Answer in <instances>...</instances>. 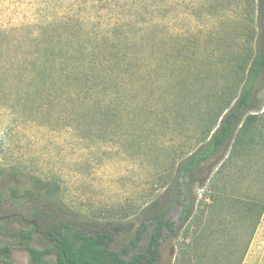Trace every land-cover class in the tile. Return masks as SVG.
Returning <instances> with one entry per match:
<instances>
[{"label": "rangeland", "instance_id": "rangeland-1", "mask_svg": "<svg viewBox=\"0 0 264 264\" xmlns=\"http://www.w3.org/2000/svg\"><path fill=\"white\" fill-rule=\"evenodd\" d=\"M258 30L257 0H0V247H11V262L28 264L29 256L8 232L33 219L26 205L15 211L23 222L13 220L8 187H30L29 176L55 184L71 210L121 226L112 248L132 238L140 212L162 197L174 164L199 141L219 91L228 89L225 99L238 92V64L253 55ZM81 57L104 72L98 100L105 86L121 94L124 86L129 101L144 107L116 119L99 115L104 104L97 111L48 99L53 90L81 92V82L58 76L76 70L60 61ZM49 60L55 64L42 65ZM262 111L264 80L251 112ZM240 165L225 167L214 186L264 199V177ZM242 218L227 205L210 220L209 178L160 264H237L252 227ZM31 244L41 247L38 235Z\"/></svg>", "mask_w": 264, "mask_h": 264}, {"label": "trees", "instance_id": "trees-1", "mask_svg": "<svg viewBox=\"0 0 264 264\" xmlns=\"http://www.w3.org/2000/svg\"><path fill=\"white\" fill-rule=\"evenodd\" d=\"M257 18L259 30L253 55L245 66L238 64V68L243 70L238 92L225 99L228 89L219 91L213 115L202 121L203 134L199 141L176 161L162 197L140 212L134 235L118 249L112 248L111 244L116 232L122 230L121 226L113 222L100 223L88 215L71 210L60 200L55 184H42L38 177L29 176L30 187L23 190L16 186L8 187L10 211L12 216L15 215L13 220L23 222L22 216L15 211L26 205L33 219L28 229L20 228L6 233L28 253V264H160L163 246L175 240L179 229L193 217L196 189L202 188L209 178L210 220L229 205L235 217L252 222L237 264L242 263L259 224L264 199L257 194L242 195L237 191L226 194L224 186L214 184L229 165L236 166L238 172L241 170L240 164L250 163L254 165L253 173L264 177V111L259 114L251 112L255 107L257 88L264 80V0H257ZM59 63L60 66L76 68L72 73L61 67L64 71L59 72L58 76L67 82H81V92H68L67 96H63L58 90H53L47 94L51 101L64 100L69 107L81 103L97 111L104 104L106 106L102 112L99 111V115L116 119L124 115L131 117L135 107H144L129 101L124 86L122 94L119 89L113 91L112 85L105 86L104 99L98 100V82L105 75L98 69L99 62L95 59L81 57L72 58L69 63L68 60ZM53 64V60L42 62L45 67ZM79 66L81 68L78 69ZM44 73L40 71L36 74L42 77ZM121 79L115 80L116 84L111 83L112 78L104 82L119 86ZM234 161L240 164H234ZM17 198L20 200L17 201ZM1 202L0 209L3 208ZM1 219L0 216V234H5L6 227ZM220 230H223V226H220ZM35 235L39 236L40 248L31 244ZM10 256L11 247L1 246L0 264H14Z\"/></svg>", "mask_w": 264, "mask_h": 264}, {"label": "crops", "instance_id": "crops-1", "mask_svg": "<svg viewBox=\"0 0 264 264\" xmlns=\"http://www.w3.org/2000/svg\"><path fill=\"white\" fill-rule=\"evenodd\" d=\"M264 215L261 218V221L259 222L258 226L263 223ZM258 227L256 228L253 237L250 242V247L248 248V251L245 254V258L242 262V264H254L257 258L262 259V264L264 261V240H260L262 234L257 233Z\"/></svg>", "mask_w": 264, "mask_h": 264}]
</instances>
